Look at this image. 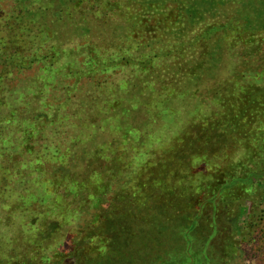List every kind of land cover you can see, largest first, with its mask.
Wrapping results in <instances>:
<instances>
[{
    "label": "trees",
    "instance_id": "16d2710c",
    "mask_svg": "<svg viewBox=\"0 0 264 264\" xmlns=\"http://www.w3.org/2000/svg\"><path fill=\"white\" fill-rule=\"evenodd\" d=\"M16 1L49 72L131 73L97 83L92 102L78 98L64 114L26 119L30 104L16 102L0 118V264H232L225 235L240 230L248 205L228 190L264 176V82L228 67L251 63L232 60V49L262 40L250 39L264 32V0ZM65 29L84 37L80 66L49 39ZM203 88L216 92L212 106L164 129L156 148L143 144L134 168L127 144L145 143L141 128L152 136L158 121L174 122L172 99ZM59 122L69 131L54 137ZM114 186L83 238L64 233Z\"/></svg>",
    "mask_w": 264,
    "mask_h": 264
},
{
    "label": "rangeland",
    "instance_id": "374dc122",
    "mask_svg": "<svg viewBox=\"0 0 264 264\" xmlns=\"http://www.w3.org/2000/svg\"><path fill=\"white\" fill-rule=\"evenodd\" d=\"M19 10L20 7L16 0H0V118L10 111L16 102L30 104L28 106L31 110L24 115L26 119L34 120L35 117L32 116H35L41 111H47L50 108H54L55 111H61L63 112L61 114H64L71 107V104L75 107L77 106L78 98H83L85 105L88 100L92 102L93 96L91 94L100 92L102 89V86H99L97 83L100 84L101 81L109 82L110 80L112 82L119 74L131 73H129V69H122L123 66L119 67L115 71L116 73L114 70H110V73L105 75H101L100 72H95L90 76L91 74L88 75L86 73L78 79L75 78L76 74H66L65 70L49 72V70H46V61L42 58L37 60L32 53L30 45H28L30 34L23 32L24 21L19 18ZM72 34L65 29L61 30L58 36L55 35V38L53 35L49 39L55 40L56 43L63 47H70L73 51L70 55L74 57L69 56V59L80 66L83 63L84 55H79L77 52L78 47L84 44V37L81 38V35L71 36ZM41 37L43 39L46 38L40 34ZM255 38L262 40L258 41L257 45H254L252 41L246 44L238 43L232 49V60L236 62L247 60L251 61V63L248 64L246 61L247 64H243L241 67L235 63H229L228 69L232 71V74H235V77H256L259 81L264 82V32L253 35L250 40ZM51 40L50 44L52 43ZM15 56L18 57L14 58ZM8 58H10L9 61H7ZM67 59L62 58L59 61V66ZM175 60L178 59L175 58ZM44 80L48 83L45 87L43 86ZM215 95L216 92L214 89L203 88L183 97L173 98L172 102H175L174 106L176 107L172 116L174 122L158 121L156 127L152 130L154 133L152 136L147 129L141 128L142 134L140 136L144 135V140L142 141L145 143L140 142L141 145H138L139 143L135 141L128 143L127 146L133 148L130 150V157H128L131 160H127L132 161L131 164L135 168L145 159L143 155V144L149 146V148H156V145L163 138L162 131L164 129L172 133L174 130L186 124V122L188 123L194 116L199 115L208 109L209 106H212ZM40 96H43L46 102L45 107H40L39 105ZM154 110L156 111V108ZM135 114H132L133 118H136ZM64 123H58L56 133L53 132L54 137H59V134L60 136L62 134L65 136V132L69 131V127ZM147 138L148 141H146ZM239 165L240 163L236 164L233 169L236 170V167ZM255 168V165H248L244 170L251 171ZM118 178L121 180L123 176H118ZM258 180L260 184L257 186L256 182ZM251 182L253 184L249 182L228 190L232 194H243L247 199L246 203L248 205L247 210L241 208L239 211L240 230L233 232L231 236L223 233L227 236L230 243L231 258L233 259L232 264H264V176L261 178L256 177ZM251 185L252 188L250 189ZM115 188L114 186L103 197L101 196L102 199L99 195V201H94L92 203L93 205H88L85 209L79 211L77 215H74L73 218L70 216L64 233L65 230H68V236L73 234L75 238H83L87 233L86 230L90 228L91 223L95 222L94 219L107 208V204L112 200ZM65 241L66 238L63 240V244ZM69 241L70 239L68 238L66 245H68ZM55 256L56 254L52 250L49 254L44 255L42 260L48 261Z\"/></svg>",
    "mask_w": 264,
    "mask_h": 264
}]
</instances>
